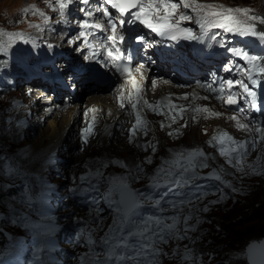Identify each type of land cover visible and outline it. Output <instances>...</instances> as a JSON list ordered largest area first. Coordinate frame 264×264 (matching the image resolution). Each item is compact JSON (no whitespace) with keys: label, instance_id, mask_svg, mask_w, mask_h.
<instances>
[{"label":"rangeland","instance_id":"obj_1","mask_svg":"<svg viewBox=\"0 0 264 264\" xmlns=\"http://www.w3.org/2000/svg\"><path fill=\"white\" fill-rule=\"evenodd\" d=\"M21 1L0 0V13L3 8L9 9L4 11V25L0 23V264H11L14 258L24 259L25 252L39 251L36 236H44L50 246H60L63 239L59 228H70L78 209L74 203L70 209L71 199L67 202L65 197L71 187L75 188L94 173L103 179V196L109 202L110 210L93 222V227L86 232L88 237H102L120 223L123 212L117 200L119 185L133 187L138 203L141 200L138 189L147 184L187 183L200 179L211 182V188L180 206L179 213L177 211V215L168 221L174 234L163 245L157 264H248L247 243L264 237V132L256 131L258 127L254 129L248 123L250 130L241 129L237 126L238 115L206 94L204 101L208 103H193V89L186 88L191 91L186 93L188 97L183 101V109L179 107L175 112L179 121L173 118L169 121L161 115L158 105L163 107L168 103L160 100L144 120L128 118L122 137L132 133L129 143H136L139 148L132 155L129 153L132 157L128 162L109 160L102 163L95 154L84 158L83 152H87L82 136L89 130H82L83 120L77 123L75 130L81 137L79 141L70 139L68 131H63L65 120H70L69 127L75 125L77 103L73 104L77 107L72 105L73 109L70 108L74 111L72 116L65 111L62 112L67 114L65 120L62 113L57 118L55 103L51 99V103L47 101L48 95L51 98L52 94H46L38 81L30 82L32 86H28L23 75L27 68L34 70L35 66L46 64L50 56L59 55L72 46L69 40L73 35L67 29L68 22L71 23L68 15L77 0L74 3L64 0L67 6L63 15L57 0H53L59 10L56 13L47 11L46 4L52 3L50 0H30V12L21 13ZM197 3L248 8L251 10L247 14L249 17H264V0H197ZM180 12L196 16L191 9L186 10L181 5L174 19H178ZM233 15L245 19L244 13ZM43 22L48 28L33 31ZM182 22L192 24L195 19ZM249 23H255L258 31H264V24L259 20ZM207 30H214L225 42L240 47L242 55L247 53L256 57L254 70L264 76L259 72V67H264V41L220 28ZM55 33L66 35L63 44L49 43L48 36ZM60 63L59 60L58 65ZM165 86L156 90L155 99ZM78 92L85 97L81 100L82 110L77 113L82 116L89 94L85 96L83 90ZM100 93L103 94L97 92ZM175 96L180 101L183 95ZM208 104L212 107L208 108ZM50 107L54 112L48 115L46 111ZM220 111L224 112L225 121L215 118ZM50 120L58 121V129L65 134L60 132L64 135L58 136L57 148L47 150L37 159L32 153L40 149V143H44L43 147L51 144L53 128ZM101 120L104 118L97 122ZM116 138L120 141L121 136ZM256 141L258 147L250 149V142ZM233 147H240V151L233 152ZM93 216L86 217L93 219ZM53 240L58 244L54 245ZM79 248L87 250L86 244L75 246L74 250Z\"/></svg>","mask_w":264,"mask_h":264},{"label":"snow or ice","instance_id":"obj_2","mask_svg":"<svg viewBox=\"0 0 264 264\" xmlns=\"http://www.w3.org/2000/svg\"><path fill=\"white\" fill-rule=\"evenodd\" d=\"M60 4V13L64 14V9L66 8V4L64 0H57ZM105 3L110 4L112 8L116 9L121 14L130 15L133 17L132 20L127 21L128 23H134L135 21H139L144 24L146 27L151 28L153 31L157 32L161 36L170 35L171 39H177L176 33H181L186 36L188 39H199L193 34V30L191 28H183L180 26L182 21L185 20H193L195 19V23L200 27V29H210V28H220L227 32H234L241 36H252L257 37L261 41H264V31H258L255 23H249V21H257L259 20L261 24H264V17L259 16H248L247 14L251 11L248 8H228L224 5H214V4H200L197 3V0H105ZM183 5L184 9H191L192 12L196 13V16L193 17L189 15L187 12H180L178 14V19H174L177 14V9ZM161 11L163 14L161 15ZM233 13H244L245 19L241 20L237 16L233 15ZM87 15H92L91 12L87 13ZM103 15L105 17H110V13L107 9H104ZM152 18H154L155 23L152 22ZM108 23L111 27L113 35L108 36L106 39L115 42L116 40V24L112 22L111 19L108 20ZM125 21L120 20V25L123 26ZM85 23V27H89ZM95 28H102L104 25L95 24L92 25ZM120 40H123V37H119ZM138 39H142L138 37ZM104 47V45H101ZM229 51L236 52L237 55H240L241 52L236 49H229ZM117 53L114 55L113 50L109 49L107 51V56L112 58V63L114 67L118 69H122V71L131 74L128 68L127 63L120 65L117 64L116 61L121 59H125L126 61H130V56L125 57L123 53H120L119 49H115ZM95 55V53H93ZM246 59L250 61H256V57H249L247 53H243ZM91 57H86L89 59ZM107 64V61H105ZM140 67H143L142 65ZM257 65L253 64V68H256ZM139 70V69H138ZM259 72L264 73V67H259ZM249 78L251 79V74L249 73ZM155 83V82H153ZM229 86L233 84V81L227 82ZM236 83L240 84L243 87L244 92L247 93L248 96L255 97L256 93L251 91L247 84H244L242 81H236ZM253 84H256V80H252ZM138 90V89H137ZM235 95V93H233ZM131 97V93L129 94ZM229 105L237 103L235 99L231 96L227 100ZM123 103H121V107H123ZM132 107L135 108L136 105L132 104ZM217 115H219L217 113ZM235 119V117H233ZM240 128L247 129L248 125L238 124ZM256 131H261L260 129H256ZM227 135V134H225ZM231 139V137H228ZM206 166V165H205ZM187 169H185L186 171ZM167 227H171V225H167ZM147 231V226L141 229V235ZM152 248L151 244H144L142 246V250L138 255L145 256V260L142 262H138V264H156V262L152 259H147V254L143 251V249ZM154 252H159V249H153Z\"/></svg>","mask_w":264,"mask_h":264},{"label":"bare ground","instance_id":"obj_3","mask_svg":"<svg viewBox=\"0 0 264 264\" xmlns=\"http://www.w3.org/2000/svg\"><path fill=\"white\" fill-rule=\"evenodd\" d=\"M50 1H52V3L47 2V4H46L47 11L50 12V13L51 12H53V13L58 12L59 10L57 9L56 5L53 3V0H50ZM71 1H72V3H74L75 0H71ZM29 3H30V0H22L20 2V5L22 7L19 9V11L21 13L22 12H30L31 9L28 8ZM73 5L74 4H72V7H73ZM59 7H60V5H59ZM71 9H70V12H71ZM8 10H9L8 8H3L1 10V13H0V23L2 22L1 23L2 25H4V22L6 20L5 15H4L5 14L4 11H8ZM65 18H68V16L65 17ZM70 21L73 24L74 19H70ZM43 28H48V26H47V24L45 22L41 23L39 27L34 28L33 31L37 32V31H40ZM47 35H49V34H47ZM64 38H67L65 34H63V33H61V34L55 33L53 35L51 34V35L48 36V41L51 44L58 45V44H63ZM65 53L68 54V55H72V54L69 53V51H67ZM65 61H66V59H65ZM62 63H64V62H62ZM164 85H165V82L162 83V86H164ZM170 88H171V90L170 89H166V86H165V87H163L161 89V92L159 93L157 99H155L156 100V104L160 103L159 100L168 103L167 106H163V107L162 106L160 107V105H158L159 106V110L162 112L161 115L163 117H165L166 120H169L170 121V118L171 119L173 118L174 120H178L179 121V119L176 116V113L175 112H176V109L179 108V107L181 109H183L184 102L183 101L176 100L174 98V96L171 95V93L174 92L175 94L181 95L182 93L183 94H186L187 92H190L191 90L188 91L186 89H180V88H177L175 86H171ZM180 91H182V92H180ZM191 93H193L192 95L195 94V96L192 97L194 99L193 100V103L199 104L200 101L201 102L208 103V102L204 101V97L207 99V97L205 96V94L200 93L199 91H197L195 89H193V91ZM50 96L51 95H48L49 98L47 99V101H49L51 99L53 101V103H55L54 106L58 110L56 112L55 116L58 118V117H60V114L62 113V111H60L58 109L57 99H53V96L50 98ZM111 98L112 97L110 95L109 96H106L105 94H101V93L100 94H97V92L96 93H93V94H89V98H88V100H86L87 101L86 102V105L87 106H85V108L83 109L84 114L82 116L81 115H78L77 113H79L80 111H79V109L78 110L76 109L77 110V113H76V116H75V125L73 124L72 127H69L70 124H71L70 123V120H69L71 118L70 116L67 118L69 121H67L65 119L67 117L66 116L67 114L71 115V113L74 112V111H72V109L75 108V107H77L76 106L77 104L73 108L71 107L72 109H69L68 111H66L67 114L66 113L63 114L64 112L62 113L63 116L65 117V118H63V117L62 118H63V120L66 121V123H65L66 124L65 125V129L63 127L62 128H63V131L64 132L65 131H68V135L71 136L70 139H78V138H81L80 135H78V133L75 132V130L77 129V123L80 120L81 121L83 120V123L82 124L84 126H83L82 130H85V132L87 130H89V132H86L85 135L82 136L83 141L84 140L86 141V148H85V150H86L87 154L85 152H83L84 158L85 157H88V156H90L92 154H95L96 157H97V159L100 162H102V163L105 162V161L108 162L109 160L116 161L117 163L118 162H125V161L128 162V160H129L128 158H131L132 157L131 156L132 155L131 153L138 151L139 148H138V145L136 143H133V144L132 143H129V141L131 139V136L130 135H133L132 133H128L130 135L127 134L128 136L125 135L126 137H122V135L126 131V128L127 127L124 126L120 130H118L116 128H113V127H110L109 128V125L112 124V121H116L117 120V117H116L117 116V113L113 114L112 117H110L107 121L101 120L99 123L97 122V120H100L101 119V117H99V115L101 116V113L100 112L99 113L98 112H95L94 109H95L96 105L99 104L100 106H103L104 103L109 102V100ZM211 107H212L211 104H208V108H211ZM53 112H54V110L51 109V107H50V109H48L46 111V113H48V115L49 114H52ZM120 113H123V112L121 111V112H119V114ZM47 118H48V116H47ZM215 118H217V119L218 118H222L224 121L226 120V116H225V114H224L223 111H220V114L219 115H217V113H216ZM241 118L242 117H240L238 115L237 119H239V124L248 125L247 122L245 120H243V118L242 119ZM118 119H122V115H120ZM39 120H40V118H39ZM224 121H222V122H224ZM106 122H109V124H106ZM40 123H41V120H40ZM49 124L53 128V132L50 133V137H52L51 144L50 145H46V147H43L44 143H40V144H42L41 147L39 146L40 149L37 150V151H35L34 153H32V156L33 157H36L37 159H39V157H41L42 155L46 154L47 153V150H49V149H51L53 147L54 148H57V145L60 143V142L58 143V140H57V138L59 139L58 136H60V134H62L60 132H63V131H60V129H58L59 128L58 125L60 123H58V121L56 122V120H50V123ZM251 127L248 125V128L245 129L246 132H247V130H250ZM241 129H244V128H241ZM112 131L114 132V136L111 137V132ZM64 134H62V137H63ZM119 136H121V139L119 138L120 141H118V139L116 138V137H119ZM62 137H60V138H62ZM77 141H79V139ZM125 152L128 153V154H126ZM125 154L127 156H125ZM127 192H130V188L127 189ZM72 203H73V201L70 200L69 204L71 205ZM69 246H72V244H69ZM75 246H77V245H74V247ZM71 260L72 261H76V259H71ZM132 260H133L132 258L129 259L130 262Z\"/></svg>","mask_w":264,"mask_h":264},{"label":"water","instance_id":"obj_4","mask_svg":"<svg viewBox=\"0 0 264 264\" xmlns=\"http://www.w3.org/2000/svg\"><path fill=\"white\" fill-rule=\"evenodd\" d=\"M120 197L129 210L134 207L135 201L131 199L133 191L127 192L130 187L120 186ZM130 196V197H128ZM247 260L250 264H264V237L255 239L246 245Z\"/></svg>","mask_w":264,"mask_h":264}]
</instances>
